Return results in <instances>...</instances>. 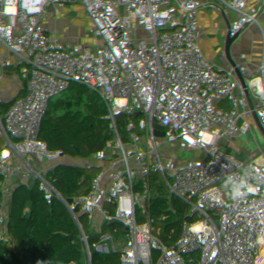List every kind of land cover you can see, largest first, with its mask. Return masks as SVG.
Returning <instances> with one entry per match:
<instances>
[{"label": "built area", "instance_id": "obj_1", "mask_svg": "<svg viewBox=\"0 0 264 264\" xmlns=\"http://www.w3.org/2000/svg\"><path fill=\"white\" fill-rule=\"evenodd\" d=\"M172 1L42 0L30 12L31 0H0V256L9 231L35 213L62 231L71 264H213L193 199L177 197L157 176L156 143L169 133L195 145L190 168L219 145L254 148L244 182L232 179L217 208L204 194L195 197L226 264H264V112L259 133L251 135L229 126L233 113L218 122L223 114L216 115L212 90L188 100L180 82L200 79L198 66L182 61L169 78L174 55L160 40L158 12ZM237 1L238 18L250 29L230 31V12L218 33L233 56L242 49L235 66L253 83L264 111V58L249 47L264 39V24L255 22L258 8ZM188 22L180 43L198 55L217 46L192 37ZM151 66L162 74L147 82ZM25 135L46 145L52 178L25 174L4 157ZM245 184L254 191L241 188L246 195L233 198Z\"/></svg>", "mask_w": 264, "mask_h": 264}, {"label": "crops", "instance_id": "obj_2", "mask_svg": "<svg viewBox=\"0 0 264 264\" xmlns=\"http://www.w3.org/2000/svg\"><path fill=\"white\" fill-rule=\"evenodd\" d=\"M241 10L242 4L237 0H173L167 3L165 9L158 12L159 37L167 51L174 55L169 68V78H173L175 68L182 61L198 66L203 72L200 79L180 82L181 88L188 89V100L194 101L205 89L212 90L216 115L223 114L217 119L218 122L226 119V113H233L236 117L227 121L230 127H242L249 134L256 135L259 133L258 123L263 110L253 83L248 80L243 69L235 66L236 61L241 58L242 49L236 48L233 56L227 40L218 33L221 21L231 12L229 30L235 31L238 35H246L250 23L239 20L238 12ZM187 17H189L187 29L192 37L215 41L217 46L208 47L203 54L198 55L192 47L180 43L178 39ZM151 72L153 75L162 74V70L155 66ZM218 132L219 125L216 124L210 135H217ZM22 139L18 141L15 149L7 148L5 152L8 155L4 157L14 162L25 174H32V170H28L25 165V156L22 154L25 144L23 145ZM194 148L192 142L169 133H163L156 143L157 176L167 190L182 199L189 198L183 179L188 155ZM216 151L217 154L206 155L197 165L201 170V179L197 182L193 179L195 175L193 173L189 185L195 195L204 194L207 205L213 208L218 207L217 197L221 193L230 194L232 179L238 184L244 182L254 158V148L247 144L237 150H229L219 145ZM237 157L240 158L238 162ZM225 166H230L231 169L224 171Z\"/></svg>", "mask_w": 264, "mask_h": 264}, {"label": "trees", "instance_id": "obj_3", "mask_svg": "<svg viewBox=\"0 0 264 264\" xmlns=\"http://www.w3.org/2000/svg\"><path fill=\"white\" fill-rule=\"evenodd\" d=\"M248 2L259 9L255 22L264 24V0ZM249 47L264 58V39L251 40ZM20 225L15 231H9L0 264H71L65 237L55 223L30 213Z\"/></svg>", "mask_w": 264, "mask_h": 264}, {"label": "rangeland", "instance_id": "obj_4", "mask_svg": "<svg viewBox=\"0 0 264 264\" xmlns=\"http://www.w3.org/2000/svg\"><path fill=\"white\" fill-rule=\"evenodd\" d=\"M150 69L153 70L154 66H151ZM22 142L23 145L25 144L23 146L24 150L22 154L25 156L24 159L26 160L25 165L27 166V169L30 171L32 170V174H41L43 176H50L52 178L54 176L53 167L50 163H47L50 153L40 137L37 135H25V137L22 139ZM199 168L200 167H197L193 172L195 174L193 179H195L197 182H199L201 179V170H199ZM190 183L191 176L189 179V185ZM20 226L13 227L11 231H15L17 227ZM211 258L213 260V264H220L214 255ZM256 264H262V262L256 261Z\"/></svg>", "mask_w": 264, "mask_h": 264}, {"label": "water", "instance_id": "obj_5", "mask_svg": "<svg viewBox=\"0 0 264 264\" xmlns=\"http://www.w3.org/2000/svg\"><path fill=\"white\" fill-rule=\"evenodd\" d=\"M123 4H125L128 8H133L137 5H140L141 3H136V2H131V3H125L123 2ZM153 77V73L151 71H149L147 73V77H146V81L147 82H150L151 79ZM197 167V165H195L194 167H189L188 163H186V166H185V170H184V179H183V185L185 187V189L187 190V192L189 193V197H191L193 199V202H194V205L203 221V224H204V227H205V230H206V233H207V237H208V240L210 241V248H211V251L213 253V255L217 258V260L220 262V264H226L225 261L223 260V258L219 255L214 243H213V238H212V235H211V231H210V228H209V225H208V222H207V218H206V212H205V209L204 207L198 202L197 198L195 197V193H193L190 189V186H189V179H190V176L191 174L194 172L195 168ZM77 253L82 255L83 254V246L80 245L77 247ZM114 264H123L122 262H117L115 261Z\"/></svg>", "mask_w": 264, "mask_h": 264}, {"label": "clouds", "instance_id": "obj_6", "mask_svg": "<svg viewBox=\"0 0 264 264\" xmlns=\"http://www.w3.org/2000/svg\"><path fill=\"white\" fill-rule=\"evenodd\" d=\"M42 2V0H31V5L28 7V11L32 12V11H38V7L37 5H39ZM241 188H245L247 189L248 192H252L254 191V189L252 188L251 185L245 184V185H241L239 188H237L232 196L233 198H242L244 195H246L245 191H242Z\"/></svg>", "mask_w": 264, "mask_h": 264}, {"label": "snow or ice", "instance_id": "obj_7", "mask_svg": "<svg viewBox=\"0 0 264 264\" xmlns=\"http://www.w3.org/2000/svg\"><path fill=\"white\" fill-rule=\"evenodd\" d=\"M9 11H12V9H9ZM3 155H4V156H7V155H8V153H7V152H5V153H3Z\"/></svg>", "mask_w": 264, "mask_h": 264}]
</instances>
